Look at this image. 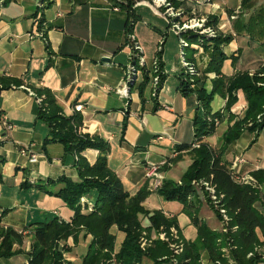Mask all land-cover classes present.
Segmentation results:
<instances>
[{"label": "crops", "instance_id": "crops-1", "mask_svg": "<svg viewBox=\"0 0 264 264\" xmlns=\"http://www.w3.org/2000/svg\"><path fill=\"white\" fill-rule=\"evenodd\" d=\"M173 2L175 4L177 0ZM218 2L225 7L228 0ZM197 3L198 0H183L179 8L189 9ZM201 9L206 12L209 8L205 5ZM129 14L137 15V21L140 14L156 16L148 7L136 2L128 8L116 0H0V78L19 82L0 92V119L3 117L13 125L7 130L0 120V224L3 227L30 232L32 223L50 221L55 216L67 221L72 216V211L59 198L47 195L36 186H21L27 179L34 184H44L43 188L57 189L59 183L54 184L56 182L51 180L61 176L78 180L75 156L59 142L43 144L48 128L36 118V89H49L63 114H77L82 118L81 132L108 143L107 166L118 175L130 195L148 187L150 181L146 171L150 165L160 166L164 179L179 182L191 164L192 147L178 152L176 147L193 140L192 119L199 113L200 104L195 93L183 96L178 89L183 77L182 65L171 73L174 78L166 72L161 89L154 98L144 89V103L138 90L132 88L128 94L125 92V66L129 56L124 46L128 26L132 25L133 34L146 28L145 24L135 26L133 19L128 21ZM223 19L224 16L217 26L223 25L225 31L228 28ZM155 20L166 25L164 16ZM149 26L150 23L147 28ZM139 43L142 56L145 55L143 52L153 50L152 43L147 49ZM261 48L240 32L225 47L227 54L239 50V58L233 67L231 61L226 60L222 73L229 75L236 71L256 70L262 64L264 51ZM152 55H145L146 64L149 65ZM187 55L200 71L205 69L210 58L207 52ZM161 61L165 66L162 57ZM77 103L83 105L82 111L73 110ZM211 107L213 110L222 107L225 113L224 103L217 96ZM223 120L216 127V130L221 127L219 133L216 135L215 130L202 142L214 149L220 147L218 141L228 125L227 116L224 115ZM123 122H126L124 131ZM25 144L36 154L35 161L19 154V147ZM224 153L223 158L240 176L264 168V128L257 134L244 130ZM81 155L93 163L97 151L87 149ZM239 157L244 162L233 167ZM155 192L149 189L143 202L145 208L176 217L183 213L181 203L166 201L157 194L159 200L154 196ZM24 197L31 198L33 204L27 206ZM116 231L113 226L111 232L116 235L115 246L120 237ZM90 240L91 236L83 232L76 243L68 238L69 251L63 254L64 258L73 264H82ZM20 257H23L22 261ZM13 258L18 260L17 264L25 259L24 255H16L7 261Z\"/></svg>", "mask_w": 264, "mask_h": 264}, {"label": "trees", "instance_id": "trees-1", "mask_svg": "<svg viewBox=\"0 0 264 264\" xmlns=\"http://www.w3.org/2000/svg\"><path fill=\"white\" fill-rule=\"evenodd\" d=\"M250 1L242 0V4ZM128 2L126 5L130 8L131 3ZM261 18L264 27V17ZM207 23L215 26L217 18ZM248 23L244 26L250 27ZM131 28L132 25H129L127 31L131 32ZM231 40V36L219 34L204 41L203 47L209 50L210 58L203 76L196 79L194 84L189 81L190 75L186 77L185 72L181 74L183 77L178 85L181 95L195 93L203 114H195L192 119L193 140L176 148L177 150L191 148L197 142L199 146L192 148V162L179 182L164 179L161 187L156 190L164 200L182 204V212L196 227V240H187L183 236L175 215L168 216L160 210L145 208L143 202L149 194L147 186L130 195L118 175L107 166L108 143L100 137L81 132L82 118L77 114L68 116L63 114L61 106L50 90L39 88L35 90L38 99L36 118L42 120L48 128L43 144L59 142L64 145L67 152L75 156L74 166L78 180L74 181L64 176L51 180L56 182L54 184L59 183L57 189L43 188L44 184H34L27 179L22 182L23 188L36 186L44 193L60 198L71 209L72 216L67 221L55 216L50 221L30 224L31 248L21 264H73L64 258L63 249L58 247V241L71 237L73 243H76L82 232L91 236L82 264H142L144 259L150 264H162L174 262L171 257L182 264H200L198 261L201 251H205L211 259L222 258L218 243V240L222 239L225 244L230 239V244L236 246L235 250H231V256L236 264H254L261 260L257 254L248 258L247 254L252 252L256 244H264V190L262 191L260 187L264 188V169L252 171L249 175L250 180L240 182L236 180L223 155L227 147L236 141L244 130L257 134L264 128V64L252 74L240 71L226 78L222 73L223 62L231 59V63L235 64L239 54L224 52L223 46L228 45ZM130 59H134L133 54L130 55ZM185 59L193 63L191 59L186 57ZM158 63L161 71L163 69L161 59ZM209 72L215 73L216 76L210 89L205 86L206 74ZM165 76L164 71L159 73L155 95L161 89ZM148 78V72L144 71L143 80L137 85L143 103L142 95ZM18 83L15 79L0 78V92L9 88L10 84ZM238 91L243 93L246 102L242 117L235 116L230 111L232 104L237 100L235 93ZM215 95L226 97L224 109L227 111L228 122L218 150L207 142H202V139L214 134L217 120H223L225 115L220 110L212 109L211 103ZM125 127L126 122H123L122 131ZM87 149L97 151L93 163H89L81 155ZM202 181L214 188L215 194L220 197L221 208L214 204L210 194L201 185ZM86 196L90 197L92 203L84 200ZM201 199L222 223L223 232L209 228L204 220L198 217ZM220 209L225 210L227 219H224ZM139 216H144L148 220L146 226L142 227ZM113 226L124 234L118 250H115L116 235L111 232ZM171 228L174 231L172 239H179L178 243L181 246L179 253L170 248L169 243L172 240L165 239V235L164 238H159L160 234H167ZM23 237L14 229L0 225V260H8L19 253L20 249H14L13 245L22 246ZM142 238L154 242L153 246L142 247ZM67 250L68 246L64 251Z\"/></svg>", "mask_w": 264, "mask_h": 264}, {"label": "rangeland", "instance_id": "rangeland-1", "mask_svg": "<svg viewBox=\"0 0 264 264\" xmlns=\"http://www.w3.org/2000/svg\"><path fill=\"white\" fill-rule=\"evenodd\" d=\"M182 1L183 0H177V2L174 4L173 0H129L130 3L136 2L138 5H143V6L148 7L149 10L156 16L150 17V16H147L145 14H144L145 16H142V14H140L141 18L139 17L138 21L135 20V19H137V15L129 14V16L127 17L128 21H130L132 19L135 20V22H134L135 26H140L141 24H145L146 28H141V30L138 33L136 32L133 34L131 32H127V34H126L127 37H126L124 48L127 51L128 56H130L131 54L134 55V59H130L128 57L127 65L125 66V84H126L125 92H126V94H128V90H130L132 88L134 90H137V85L141 84V82L143 80L144 71H147L149 78H148V82L145 86L146 93L150 91L151 97L154 98L156 96L155 92H156L157 84L159 83V73L163 72L164 69L167 68V70L165 69V75L167 72V73H170V75H171L170 77L174 78V75H172L171 73H173L174 70L178 69L182 65V60H181L182 54H183L184 60H186L185 57L188 59L187 54H197V52H202V53L207 52L208 53L209 50H205L203 47L204 41L208 40L212 37H216L219 34H221L222 36H231L232 37V40L228 43V45H229L233 41V38L235 36H237L240 32H243L248 36V38L251 41L258 43L262 47L261 48V49H263L262 51H264V27H263V23L261 22L262 21L261 17H264V0H251L247 4H242V0H228V3L225 4V7L220 2H218L219 0H198V3L196 5H192L191 6L192 8H189V9L179 8V3H181ZM190 1L195 2L197 0H190ZM116 2L119 4H125L126 5L128 0H116ZM205 5L209 9L206 12L205 11L202 12L201 8H203V6H205ZM229 6H232L233 8L229 7ZM163 16L165 17V20H166V25H164V26H163L162 22L155 20V19H157V17L162 18ZM222 16H224L223 23L225 22V26L228 28L225 31H223V28H222L223 25L218 27L217 26L218 24L213 26L212 23H207L208 21H210L213 18H217V23H218ZM152 20H155V22H150ZM248 22L250 23V27L244 26ZM132 23H133V21H132ZM148 23H150V26H149L150 28H147ZM138 29H139V27L136 28V30H138ZM192 35H194L195 37H193ZM131 36H133L134 39L131 38ZM134 40L137 43H139V41H140L146 49H147V45L149 43H152V49L153 50H151L147 53L143 52V54H145L147 57H149V55L153 54L151 57V62L150 63L148 62L149 65L146 64L147 61H146L145 55H143V56L141 55V50H138L135 47L130 48V46H135ZM138 45L140 46L141 44L139 43ZM226 46H223L224 52H225ZM141 47L142 46H140V48ZM152 51H153V53H152ZM235 52H238V51L236 50L232 53H234L236 55ZM158 54H161V56H158ZM237 55H238L237 56V60H238L239 54H237ZM141 57H142L143 61H141ZM154 57L157 58L156 63H153ZM161 57L165 63V66H163L164 69H162L160 71L161 68L159 67L158 62L161 59ZM226 60L231 61V59H226ZM261 62H262L261 65H263L264 64V52L262 53ZM231 65H232V67L234 66L233 63H231ZM192 67H193L194 71L192 73H190L189 69L183 65V68H184L183 72H185L186 77H188L187 75H190L189 76L190 80L189 79L188 80L194 84L196 79L201 78L203 76L204 70L200 71L197 68V64L194 61L192 63ZM254 72H255V70L252 72H249V73L252 74ZM236 73H237V71L233 72L229 75H225V76H226V78H230V77L234 76ZM215 77H216L215 73H213V72H209L206 74V80H205L206 85L205 86L207 88H209V89L211 88V85L213 84V80ZM148 88H149V90H148ZM143 94H144V90H143ZM164 94L166 96H168L167 91H165ZM138 95H139V93H138ZM215 96L219 97L225 106L226 97L221 96V95H215ZM235 96L237 97V100L232 104L230 111L235 116L242 117L244 114V110L246 108V102H245V100H243L244 99L243 93L241 91H238L237 93H235ZM139 97L141 100L140 95H139ZM143 98H144V96H143ZM141 102H143V101H141ZM199 106H200V108H199L198 114L202 115L203 109H202L201 104ZM219 110L223 113L222 107H220ZM224 111H225V116H227L226 109H224ZM217 121H218L217 126H219V125H221V123H223L224 120H221V121L217 120ZM39 124H41V123H39ZM226 124H228V122ZM220 130H221V127L217 128L216 135L219 133ZM215 137L216 136L213 137V140L215 139ZM218 142H219V144H222V134H221V138H219ZM25 146H26V144H25ZM198 146H199V143L197 142L195 145L192 146V148H195V147L197 148ZM219 146L221 147V145H219ZM220 147L218 149H220ZM182 150H184V149H182ZM178 151H180V150H177V152ZM192 152L193 151L191 150V155H192ZM262 169H264V168H262ZM233 171L238 173L236 170H233ZM247 175H250V174H247ZM260 187L263 191L264 188H262V186H260ZM47 195H49V194H47ZM49 196H52V195H49ZM154 196H156L160 200V196L158 197L156 192L154 193ZM215 196L217 198H219L218 195H215ZM52 197H55V196H52ZM56 198H58V197H56ZM84 200L87 201L88 203H92V200L90 199L89 196L84 197ZM23 201L27 204V206H29L30 203H31V205L33 204L31 198H29L27 200V197H24ZM151 201L154 202L153 200H151ZM174 206H177V204ZM69 210L71 211V209H69ZM197 215L199 218L204 220V222L207 224V226L209 228H211L215 231H218V232H223L222 223L216 218L213 210L203 200L201 201V203H199ZM139 218H140L142 227H144L148 224V220L144 216H139ZM177 221L181 227L180 231L183 232L182 234H184L185 238L187 240H196V237H197L196 227L193 225V223L191 222L189 217L185 213H181V214H178ZM4 228H6V227H4ZM116 232L120 235L119 239L120 238L122 239V236H124L123 233L120 231H116ZM18 233H20L21 235L24 236L23 237V245L19 247L18 244H14L13 248L14 249H20V252L16 255H21V256L24 255L25 256L26 253H28L30 251L31 238L29 236V232H26L24 230L19 231ZM178 234L179 233H177V235ZM172 237H173L172 236V230L168 231L167 234L165 233V239L169 238V240H172V242H173V243L172 242L169 243L170 248L175 250V253H179V251L181 250V246L178 243L179 239L175 238L173 240ZM69 238H71V237H69ZM67 239L58 241V247L61 250L63 249L62 250L63 254L69 251V250L64 251V249L67 248V246H68L67 245ZM119 239L117 240L116 246H115V249H117V250L120 246L119 242L121 239L120 240ZM161 239H159V240H161ZM122 240H121V242H122ZM161 241H166V240H161ZM166 242H168V241H166ZM224 242L225 241L223 239L218 240V243L220 244L219 245V251H220L222 258L211 259L205 251H201L198 262L200 264H224V260H226V264H236L234 259L231 256V250H235L236 246L230 244L231 243L230 239L227 241L226 244ZM153 244H154V242L151 243L148 241L144 246L148 248L149 246H153ZM255 254H257L259 256V259H261V260L258 262L256 261L254 264H264V244H262V245L256 244L254 246L252 252L251 251L248 252L247 258L251 257L252 255L254 256ZM22 258L20 257L21 261H22ZM172 258L173 257H171V260H174L175 262H169V263L165 262L162 264H173V263L174 264H182L176 258L175 259H172ZM11 260L12 261H7L6 259H1L0 263L1 264H7V263L17 264L18 260L16 258H13ZM142 264H150V263L147 259H144L142 261Z\"/></svg>", "mask_w": 264, "mask_h": 264}, {"label": "built area", "instance_id": "built-area-1", "mask_svg": "<svg viewBox=\"0 0 264 264\" xmlns=\"http://www.w3.org/2000/svg\"><path fill=\"white\" fill-rule=\"evenodd\" d=\"M209 33V32H208ZM209 35V34H208ZM131 38H133V36H131ZM134 39V38H133ZM134 45L135 46H130V48H133L135 47L136 49L138 50H141L140 46L137 44V42L134 41ZM130 58V56H129ZM153 63H156L157 61V58L155 57L153 59ZM181 60H182V65H184L186 68L189 69L190 73H192L194 71L193 67H192V63L184 60L183 58V54H182V57H181ZM141 61H143L142 57H141ZM125 81V79H124ZM125 84V83H124ZM125 87H126V84H125ZM124 87V88H125ZM83 109V105L81 103H77L73 106V110L76 111V112H79V111H82ZM1 117V116H0ZM2 121V124L3 126L5 127V129L7 130H11L13 128V125L11 123H9L8 121H6L5 118H1L0 119ZM216 125H217V122H216ZM18 152L21 156H24V157H27L29 161H35L36 160V154H34L33 152H31L29 150V147L28 146H21L19 147L18 149ZM244 162V159L243 158H236L234 164H233V167H235L236 165L238 166V164H241ZM159 167L158 165H150L149 168L147 169L146 171V177L147 179L150 181L149 185H148V189L150 190H153V191H156L157 189H159L162 185V182L164 180L163 178V175L161 174L160 170H159ZM237 168V167H236ZM231 169V168H230ZM231 171L233 172L236 180L238 181H248L250 180V177L249 175L247 176H240L238 175V173H236L235 171H233L231 169ZM201 185L205 188V190L210 194V197L212 198V201L214 202L215 205L219 206L221 208V205H220V197L217 198L215 195V191H214V188L209 185L207 182L205 181H202L200 182ZM218 203V204H217ZM221 211V214L223 215L224 219H227V216H226V213H225V210L224 209H220ZM170 230H172V235L174 236V231L173 229L171 228ZM164 235L165 234H160L159 237L160 238H164ZM149 240H147L146 238H142L141 239V246L142 247H145L144 245L148 242ZM150 242V241H149ZM175 262V261H174ZM174 264V263H173Z\"/></svg>", "mask_w": 264, "mask_h": 264}]
</instances>
